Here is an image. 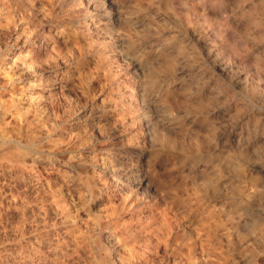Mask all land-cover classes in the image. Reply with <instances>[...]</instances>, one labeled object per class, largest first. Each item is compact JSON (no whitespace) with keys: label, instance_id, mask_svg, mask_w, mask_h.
Returning <instances> with one entry per match:
<instances>
[{"label":"rangeland","instance_id":"1","mask_svg":"<svg viewBox=\"0 0 264 264\" xmlns=\"http://www.w3.org/2000/svg\"><path fill=\"white\" fill-rule=\"evenodd\" d=\"M0 174V264H264V0H0Z\"/></svg>","mask_w":264,"mask_h":264},{"label":"bare ground","instance_id":"2","mask_svg":"<svg viewBox=\"0 0 264 264\" xmlns=\"http://www.w3.org/2000/svg\"><path fill=\"white\" fill-rule=\"evenodd\" d=\"M86 2V1H85ZM90 4H88V6H89ZM109 6V5H108ZM107 6V7H108ZM25 7V6H24ZM87 8V7H86ZM95 8V7H94ZM89 9V8H88ZM97 9V8H96ZM95 9V10H96ZM115 9V8H114ZM113 9V10H114ZM24 10V9H23ZM97 11V10H96ZM116 12V11H115ZM84 15V14H83ZM89 17V16H88ZM115 18V17H114ZM116 18H117V16H116ZM95 19V18H94ZM119 19V18H118ZM73 20V19H72ZM99 20V19H98ZM71 21V20H70ZM112 21V20H111ZM72 22V21H71ZM98 22V21H97ZM102 23V22H101ZM73 24V23H72ZM92 24V23H91ZM119 25V24H118ZM93 26V25H92ZM103 26V25H102ZM59 28V27H58ZM63 28V27H62ZM111 28V27H110ZM60 29V28H59ZM66 29V28H65ZM89 29H91V28H89ZM96 29V28H95ZM54 30H56V29H54ZM77 30V29H76ZM85 30V29H84ZM93 30V29H92ZM101 31V30H100ZM92 32V31H91ZM99 33V32H98ZM92 34V33H91ZM57 35V34H56ZM62 37V36H61ZM65 37V36H64ZM92 39V38H91ZM78 41V40H77ZM88 41V40H87ZM50 42V41H49ZM48 44V43H47ZM4 46V45H3ZM54 47V46H53ZM69 47V46H68ZM29 55V54H28ZM25 58V57H24ZM30 58V57H29ZM26 59V58H25ZM35 60V59H34ZM29 61V60H28ZM31 61V60H30ZM33 61V60H32ZM125 61V60H124ZM27 62V61H26ZM32 63H35L34 61L32 62ZM131 64V63H130ZM133 64V63H132ZM35 65V64H34ZM39 65V64H38ZM126 65V64H125ZM129 65V64H128ZM33 66V65H32ZM31 67V66H30ZM128 67V66H127ZM139 67V66H138ZM130 68V67H129ZM128 68V69H129ZM134 70V69H133ZM131 71V70H130ZM134 80H136V79H134ZM140 80V79H139ZM151 80V79H150ZM147 82V81H146ZM134 83V82H133ZM145 83V82H144ZM137 84H139V83H137ZM141 84V83H140ZM151 84H152V80H151ZM121 85H122V83H121ZM120 85V86H121ZM137 86V85H136ZM145 86V85H144ZM123 87V86H122ZM131 87V86H130ZM141 87V86H140ZM130 89H132V88H130ZM134 89L135 88H133V91H134ZM141 89V88H140ZM113 91H115V90H113ZM118 91V90H117ZM132 91V90H131ZM133 91H132V94H133ZM129 92V91H128ZM143 92V91H142ZM168 92V91H167ZM166 93V92H165ZM116 94V93H115ZM173 94V93H172ZM117 95V94H116ZM145 95V94H144ZM165 95V94H164ZM112 96H113V92H112ZM133 96L134 95H131L130 97H129V102H130V106H131V104H132V101L133 100H135V98L133 99ZM166 96H167V94H166ZM126 97V96H125ZM136 97V96H135ZM146 97V96H145ZM163 97V96H162ZM118 98V97H117ZM126 98H128V97H126ZM139 98V97H138ZM140 98H142V97H140ZM125 99V98H124ZM147 99V98H146ZM120 100V99H119ZM122 100V99H121ZM143 100H145V99H143ZM125 102V101H124ZM135 102V101H134ZM137 102V101H136ZM127 103V102H126ZM129 104V103H128ZM148 104V103H147ZM121 105V104H120ZM137 105V104H136ZM125 106V105H124ZM146 106V105H145ZM114 107V106H113ZM117 106H115V108H116ZM126 107V106H125ZM136 107V106H135ZM131 108V107H130ZM132 108H134V107H132ZM120 109H122V108H120ZM139 111V110H138ZM138 111H136L137 113H138ZM142 114V113H141ZM133 115H134V113H133ZM136 115V114H135ZM118 117V116H117ZM133 116H131L130 118H132ZM71 118V117H70ZM99 118V117H98ZM127 118V117H126ZM141 118V117H140ZM115 119V118H114ZM133 119H134V117H133ZM97 120V119H96ZM116 120V119H115ZM98 121V120H97ZM129 121V120H128ZM133 122H135V121H133ZM79 123V122H78ZM92 123V122H91ZM85 124V123H84ZM129 124V123H128ZM131 124V123H130ZM80 125H81V123H80ZM147 125V124H146ZM149 129V128H148ZM142 130V129H141ZM149 132V131H148ZM151 133V132H150ZM147 134L148 133H146V135L145 136H147ZM161 134V133H160ZM144 135V134H143ZM164 136V135H163ZM163 136H162V138H163ZM145 138V137H144ZM150 138V137H149ZM161 138V139H162ZM165 138V137H164ZM146 141V140H145ZM148 141H150V140H148ZM144 142V141H143ZM138 146V145H137ZM146 146V145H145ZM149 147V146H148ZM137 149V148H136ZM140 149V148H139ZM138 150V149H137ZM136 152V151H135ZM7 153V152H6ZM8 154V153H7ZM13 154V153H12ZM16 154H18L17 152H16ZM117 154V153H116ZM8 155H10V154H8ZM20 155V154H19ZM22 155V154H21ZM127 155V154H126ZM18 156V155H17ZM118 156V155H117ZM147 156V155H146ZM12 158V157H11ZM119 158V157H118ZM154 158V157H153ZM104 159V158H103ZM3 160H5V158H3ZM10 160V159H9ZM26 160V159H25ZM109 160V159H108ZM108 160H106V161H108ZM126 160V159H125ZM111 161V160H110ZM117 161V160H116ZM123 161V160H122ZM16 162V161H15ZM27 162V161H26ZM127 162V161H126ZM137 162V161H136ZM28 163V162H27ZM55 163V162H54ZM110 163V162H109ZM115 163V162H114ZM127 163H129V162H127ZM143 163V162H142ZM13 164H15V163H12V165ZM21 164V163H20ZM41 164V163H40ZM97 164V163H96ZM108 164V163H107ZM112 164V163H111ZM138 164V163H137ZM136 164V167L138 166ZM33 165V164H32ZM44 165V164H43ZM49 165V164H48ZM53 165V164H52ZM105 165V164H104ZM118 165H120V164H118ZM128 165V164H127ZM146 165V164H145ZM20 166V165H19ZM51 166V165H50ZM58 166V165H57ZM122 166V165H121ZM159 166V165H158ZM7 167H9V166H7ZM11 167V166H10ZM9 167V168H10ZM18 167V166H17ZM36 167V166H35ZM34 167V168H35ZM60 167V166H59ZM97 167V166H96ZM99 167V166H98ZM101 167V166H100ZM104 167V166H103ZM109 167V166H108ZM107 167V168H108ZM125 167V166H124ZM106 168V167H105ZM106 168V169H107ZM117 168V167H116ZM128 168V167H127ZM130 168H131V165H130ZM129 168V169H130ZM139 168V167H138ZM144 168V167H143ZM146 168V167H145ZM30 169V168H29ZM49 170V172H50V170L51 171H53V173H54V170H53V166L52 167H50V168H48ZM62 169V168H61ZM118 169V168H117ZM154 169V168H153ZM28 170V169H27ZM31 171H32V169H30ZM110 170H111V168H110ZM109 170V172L108 173H105V174H103V177L101 178V179H99L98 180V178H97V182H94V184L96 183V186H97V194L95 195L96 196V199L97 200H100V201H106V202H108L109 203V205L110 204H113V205H116V206H123L124 204H126V199L128 200V197H130L129 195H126L125 194V190H126V188L128 187V186H131V188H132V186L133 187H140L139 186V184L141 183V181H138L139 182V184H136V185H131L132 183H125L124 181H123V179H122V173H121V175L120 174H118V173H115L113 170L112 171H110ZM133 170V169H132ZM142 170V169H141ZM144 170V169H143ZM148 170V169H147ZM15 171V170H14ZM17 171V170H16ZM59 171V170H58ZM95 171V170H94ZM118 171V170H117ZM116 171V172H117ZM121 171V170H120ZM127 171V170H126ZM7 172V171H6ZM164 172V171H163ZM12 173H13V171H12ZM28 173V172H27ZM66 173V172H65ZM92 173V172H91ZM101 173V172H100ZM131 173V172H130ZM134 173V172H133ZM141 173V172H140ZM30 174V173H29ZM35 174V173H34ZM45 174V173H44ZM46 174H47V170H46ZM159 174V173H158ZM1 175V174H0ZM9 175V174H8ZM49 175V174H48ZM59 175V174H58ZM57 175V176H58ZM66 175H68V174H66ZM88 175V174H87ZM96 175V174H95ZM99 176H100V174H98ZM97 175V176H98ZM3 176H4V174H3ZM28 176V175H27ZM41 176V175H40ZM50 176V175H49ZM74 176V175H73ZM83 176V175H82ZM143 176V175H142ZM6 177V176H5ZM16 177V176H15ZM19 177V176H18ZM23 177V176H22ZM42 177V176H41ZM47 177V176H46ZM77 177V176H76ZM90 177V176H89ZM88 177V178H89ZM93 177V176H92ZM137 177H138V175H137ZM7 178V177H6ZM34 178H36V177H34ZM49 179L51 178V177H48ZM53 178V177H52ZM62 178V177H61ZM68 179L70 178V176L69 177H67ZM75 178V177H74ZM80 178V177H79ZM125 178V177H124ZM19 179V178H18ZM21 179V178H20ZM72 179V178H71ZM90 179V178H89ZM140 179V178H139ZM4 180H5V178H4ZM30 180V179H29ZM37 181H38V179H36ZM52 179H50V181H51ZM158 180V179H157ZM40 181V180H39ZM96 181V180H95ZM21 182H23V180L21 181ZM33 182V181H32ZM56 182H57V180H56ZM59 182V181H58ZM63 182V181H62ZM61 182V183H62ZM78 182V181H77ZM92 182V181H91ZM127 182V181H126ZM153 182H155V181H153ZM175 182V181H174ZM180 182V181H179ZM34 183V182H33ZM43 183H44V181H43ZM52 183H54V182H52ZM136 183V182H135ZM159 183V182H158ZM162 183H164V182H162ZM177 183V182H176ZM182 183V182H181ZM180 183V184H181ZM29 184V183H28ZM70 184V183H69ZM146 184V183H145ZM174 184V183H173ZM172 184V185H173ZM5 185V184H4ZM16 185H18V184H16ZM24 185V184H23ZM34 185V184H33ZM32 185V186H33ZM57 185H58V183H57ZM89 185V184H88ZM92 185V184H91ZM184 185V184H183ZM48 186V185H47ZM52 186V185H51ZM59 186H63V185H60L59 184ZM78 186V185H77ZM80 186V185H79ZM83 186V185H82ZM90 186V185H89ZM94 186V185H93ZM145 186V185H144ZM186 186V185H185ZM6 187V186H5ZM23 187V186H22ZM29 187H30V185H29ZM37 187V186H36ZM39 187H40V185H39ZM54 187V186H53ZM84 187V186H83ZM160 187V186H159ZM180 187V186H179ZM181 187H182V184H181ZM187 187V186H186ZM16 188V187H15ZM34 188V187H33ZM46 188V187H45ZM56 189H57V187H55ZM169 188V187H168ZM11 189V188H10ZM35 189V188H34ZM41 189H42V187H41ZM63 189V188H62ZM80 189V191H81V189L82 188H79ZM167 189V188H166ZM29 190V189H28ZM144 190V189H143ZM8 191H10V190H8ZM14 191V190H13ZM16 191V190H15ZM18 191V190H17ZM50 191V190H49ZM54 191V190H53ZM52 191V192H53ZM90 191H91V189H90ZM126 191H129V190H126ZM142 191V190H141ZM151 191V190H150ZM5 192V191H4ZM27 192H29V191H27ZM33 192V191H32ZM36 192V191H35ZM46 192V191H45ZM71 192V191H70ZM146 192V191H145ZM6 193V192H5ZM9 193H11V192H9ZM17 193V192H16ZM24 194H25V192H23ZM40 193H42V192H40ZM54 193V192H53ZM129 193V192H128ZM43 194V193H42ZM45 194V193H44ZM79 194H80V192H79ZM82 194V193H81ZM144 195H145V193H143ZM156 194V193H155ZM17 195V194H16ZM22 195V194H21ZM30 195V194H29ZM68 195V194H67ZM74 195H76V194H74ZM77 195H78V193H77ZM80 196V195H79ZM79 196H78V198H79ZM149 196V195H148ZM16 197V196H15ZM44 197V196H43ZM50 197V196H49ZM81 197V200H85V202L86 201H88V200H91V198H93L92 196H91V192H89L88 191V193L87 194H83V195H81L80 196ZM18 198V197H17ZM20 198V197H19ZM67 198H68V196H67ZM141 198V197H140ZM51 200H52V198H51ZM50 200V201H51ZM72 200H73V198H72ZM43 201V200H42ZM45 201V200H44ZM46 201H48V200H46ZM59 201V200H58ZM74 201H76V200H74ZM80 201V200H79ZM148 201V200H147ZM156 200H154V202H155ZM72 202V201H71ZM88 202H90V201H88ZM129 202V201H128ZM144 202V201H143ZM152 202V201H151ZM43 204H44V202H42ZM51 203V202H50ZM60 203V202H59ZM74 203V202H73ZM80 203V202H79ZM132 203H133V201H132ZM145 203V202H144ZM147 203V202H146ZM148 203H149V201H148ZM16 204V203H15ZM68 204H70L69 202H68ZM72 204V203H71ZM71 204H70V207H71ZM81 204H83V203H81ZM90 204V203H89ZM128 204V203H127ZM130 204H131V201H130ZM163 204H165V203H163ZM162 204V205H163ZM50 205V204H49ZM61 205H63V203L61 204ZM60 205V206H61ZM73 205V204H72ZM76 205V204H75ZM132 205V204H131ZM131 205H130V207H131ZM190 205V204H189ZM20 206V205H19ZM18 206V207H19ZM77 206V205H76ZM83 206V205H82ZM81 206V207H82ZM98 206V205H97ZM145 206V205H144ZM188 206V205H187ZM191 206V205H190ZM48 206H46V208H47ZM63 207V206H62ZM66 207V206H65ZM68 207V206H67ZM67 207H66V209H67ZM88 207V206H87ZM137 207V206H136ZM149 207V206H148ZM200 207V206H199ZM198 207V208H199ZM15 208H17V206L15 207ZM20 208H22V207H20ZM40 208H41V206H40ZM55 208H56V206H55ZM74 208V207H73ZM80 208V207H79ZM78 208V209H79ZM111 208H113V207H111ZM139 208V207H138ZM151 208H153V207H151ZM163 208V207H162ZM201 208V207H200ZM205 208V207H204ZM203 208V209H204ZM63 209H64V207H63ZM63 209H62V211H63ZM134 209V208H133ZM145 209V208H144ZM149 209H150V207H149ZM161 209V208H160ZM56 210V209H55ZM65 210V209H64ZM76 210V209H75ZM88 210V209H87ZM103 211H105L106 212V209L104 210V209H102ZM157 210V209H156ZM192 210V209H191ZM209 210V209H208ZM43 211V210H42ZM45 211V210H44ZM43 211V212H44ZM57 211V210H56ZM60 211V210H59ZM73 211V210H72ZM79 211V210H78ZM103 211L101 212V213H103ZM107 211H108V209H107ZM150 211H152L151 209H150ZM160 211V210H159ZM38 212V211H37ZM51 212V211H50ZM65 212V211H64ZM137 212V211H136ZM162 212V211H161ZM186 212H188V210L186 211ZM190 212V211H189ZM202 212H204V210H202ZM207 212V211H206ZM57 212H55V214H56ZM59 214H60V212H58ZM57 213V214H58ZM74 213V212H73ZM79 213H80V211H79ZM84 213V212H83ZM97 213V212H96ZM107 214L108 213H110V212H106ZM113 213V212H112ZM131 213V212H130ZM209 213V212H208ZM213 213H214V211H213ZM44 214V213H43ZM72 214V213H71ZM93 214H95V213H93ZM99 214V213H98ZM158 214V213H157ZM195 214V213H194ZM197 214V213H196ZM199 214V213H198ZM64 214H62V216H63ZM73 215V214H72ZM75 215V214H74ZM83 215V214H82ZM91 215V214H90ZM97 215V214H96ZM106 215V214H105ZM114 215V214H113ZM120 215V214H119ZM128 215V214H127ZM129 215H131V214H129ZM138 215V214H137ZM136 215V216H137ZM150 215V214H149ZM192 215H193V213H192ZM207 215H209V214H207ZM218 215V214H217ZM43 216V215H42ZM57 216V215H56ZM98 216V215H97ZM215 216V215H214ZM59 217V216H58ZM66 217V216H65ZM79 217H80V214H79ZM85 217V216H84ZM92 217V216H91ZM99 217V216H98ZM97 217V218H98ZM101 217V216H100ZM113 217H115V216H113ZM143 217V216H142ZM147 217V216H146ZM168 217V216H167ZM193 217V216H192ZM201 217V216H200ZM210 217V216H209ZM216 217H218V216H216ZM43 218V217H42ZM67 218V217H66ZM75 218V217H74ZM73 218V219H74ZM86 218V217H85ZM138 218V217H137ZM140 218V217H139ZM202 218V217H201ZM211 218V217H210ZM219 218V217H218ZM68 219V218H67ZM72 219V220H73ZM78 219V218H77ZM88 219V218H87ZM116 219V218H115ZM117 219H118V217H117ZM116 219V220H117ZM122 219V218H121ZM144 219V218H143ZM150 219V218H149ZM199 219V218H198ZM46 220V219H45ZM63 220V219H62ZM95 220V219H94ZM111 220V219H110ZM158 220V219H157ZM159 220H160V218H159ZM163 220H164V218H163ZM166 220V219H165ZM170 219H168V221H169ZM212 220H213V218H212ZM219 220V219H218ZM228 220V219H227ZM39 221V220H38ZM89 221V220H88ZM115 221V220H114ZM139 220H137V222H138ZM152 221V220H151ZM172 221V220H171ZM202 221V220H201ZM214 221V220H213ZM66 222H67V220H66ZM69 222V221H68ZM74 222V221H73ZM84 222H85V220H84ZM87 222V221H86ZM96 222V221H95ZM110 222V221H109ZM127 222V221H126ZM125 222V223H126ZM130 222V221H129ZM136 222V223H137ZM148 222V221H147ZM149 222H150V220H149ZM162 222V221H161ZM198 222H200V221H198ZM210 222H212V221H210ZM214 222H216V221H214ZM42 223V222H41ZM55 223V222H54ZM57 223V222H56ZM63 223V222H62ZM61 222H60V224H62ZM72 222L70 221V224H71ZM119 223H121V222H119ZM131 223V222H130ZM130 223H129V226H130ZM133 223V222H132ZM131 223V224H132ZM135 223V222H134ZM135 223V224H136ZM140 223V222H139ZM172 223V222H171ZM69 224V225H70ZM80 224H81V222H80ZM106 224H107V222H106ZM109 224V223H108ZM134 224V225H135ZM156 224V223H155ZM159 225L161 224V223H158ZM157 224V225H158ZM167 224V223H166ZM69 225H67V226H69ZM90 225V224H89ZM99 225V224H98ZM133 225V226H134ZM145 225V224H144ZM212 225H214V223L212 224ZM212 225H211V227H212ZM67 226H65V227H67ZM83 226V225H82ZM91 226V225H90ZM115 226V225H114ZM132 226V227H133ZM146 226V225H145ZM144 226V227H145ZM151 226V225H150ZM163 226V225H162ZM166 226V225H165ZM201 226V225H200ZM219 226V225H218ZM232 226H234V225H232ZM73 227V226H72ZM87 227H88V225H87ZM120 227V226H119ZM118 227V228H119ZM122 227H125V226H122ZM127 227V226H126ZM125 227V228H126ZM211 227H210V229H211ZM215 227V226H214ZM219 227H221V226H219ZM236 227V226H235ZM37 228H39V227H37ZM49 228V227H48ZM63 228V227H62ZM82 228V227H81ZM86 228V227H85ZM129 228V227H128ZM131 228V227H130ZM149 228V227H148ZM147 228V229H148ZM153 228H155L154 226H153ZM157 228V227H156ZM155 228V229H156ZM174 228V227H173ZM176 228V227H175ZM202 228V227H201ZM43 229V228H42ZM50 229V228H49ZM65 229H67V228H65ZM74 229V228H73ZM76 229V228H75ZM74 229V230H75ZM88 229V228H87ZM93 229V228H92ZM100 229V228H99ZM98 229V230H99ZM113 229V228H112ZM115 229H117V228H115ZM145 229V228H144ZM164 229V228H163ZM162 229V230H163ZM82 231L84 230L83 228L81 229ZM121 230V229H120ZM123 230V229H122ZM129 230V229H128ZM132 230V229H131ZM130 230V231H131ZM137 230H140L139 228L137 229ZM136 230V231H137ZM148 230H150V228L148 229ZM158 230V229H157ZM157 230H156V232H157ZM212 230H213V228H212ZM216 230V229H215ZM34 231V230H33ZM40 231V230H39ZM58 231V230H57ZM78 231V230H77ZM76 231V232H77ZM80 231V230H79ZM87 231V230H86ZM124 231V230H123ZM145 231V230H144ZM144 231H142V232H144ZM147 231V230H146ZM146 231H145V233H146ZM221 231V230H220ZM229 231V230H228ZM38 232V231H37ZM76 232H74V235H75V233ZM101 232V231H100ZM111 232V231H110ZM117 232V231H116ZM218 232V231H217ZM230 232V231H229ZM255 232V231H254ZM62 233V232H61ZM67 233V232H66ZM72 233V232H71ZM78 233V232H77ZM76 233V234H77ZM84 236L86 235L85 234V230H84ZM130 233V232H129ZM132 233V232H131ZM134 233V232H133ZM163 233V232H162ZM208 233H210V232H208ZM264 233V232H263ZM118 234V233H117ZM120 234V233H119ZM125 234V233H124ZM149 234H150V231H149ZM225 234V233H224ZM244 234V233H243ZM245 234H247V233H245ZM255 234V233H254ZM257 234H259V233H257ZM40 235V234H39ZM64 235H65V233H64ZM69 235V234H68ZM90 235V234H89ZM116 235V234H115ZM122 235H123V233H122ZM226 235H228V234H226ZM262 235V234H261ZM66 236V235H65ZM87 236V235H86ZM118 236V235H117ZM145 236V238H146V235H144ZM154 236V235H153ZM212 236V235H211ZM213 236H214V234H213ZM216 236V235H215ZM219 236V235H218ZM222 236H224V235H222ZM229 236V235H228ZM234 236V235H233ZM239 236V235H238ZM243 236V235H242ZM253 236L254 237H256L255 235H252V238H253ZM260 236V235H259ZM70 237V236H69ZM92 237V236H91ZM101 237V236H100ZM139 237V236H138ZM141 237H143V236H141ZM158 237V236H157ZM165 237V236H164ZM210 237V236H209ZM240 237V236H239ZM81 238V237H80ZM79 238V239H80ZM86 238V237H85ZM93 238V237H92ZM98 238V237H97ZM130 238V237H129ZM133 238V237H132ZM140 238V237H139ZM150 238V237H149ZM207 238V237H206ZM205 238V239H206ZM217 238V237H216ZM222 238V237H221ZM224 238V237H223ZM222 238V239H223ZM232 238H234V237H232ZM241 238V237H240ZM243 238V237H242ZM246 238V237H245ZM260 238V237H259ZM61 239V238H60ZM87 239V238H86ZM85 239V240H86ZM108 239H109V237H108ZM107 239V240H108ZM120 239H122V238H120ZM120 239H118V240H120ZM161 239V238H160ZM211 239V238H210ZM257 239V238H256ZM77 240V239H76ZM89 240H90V238H89ZM102 240V239H101ZM132 240V239H131ZM141 240V239H140ZM149 240V239H148ZM155 240V239H154ZM165 240V239H164ZM216 240V239H215ZM218 240V239H217ZM220 240V239H219ZM230 240V239H229ZM245 240V239H244ZM263 240V239H262ZM80 241V240H79ZM116 241V240H115ZM114 241V242H115ZM156 241V240H155ZM206 241V240H205ZM209 241V240H208ZM231 241V240H230ZM235 241H236V239H235ZM239 241V240H238ZM242 241V239L240 240V242ZM257 241V240H256ZM41 242V241H40ZM63 242V241H62ZM82 242V241H81ZM91 242V241H90ZM90 242H88V243H90ZM111 242H112V240H111ZM202 242V241H201ZM216 242V241H215ZM232 242V241H231ZM74 243V242H73ZM83 243H84V241H83ZM83 243H79V244H83ZM103 243V242H102ZM118 243V242H117ZM158 243H160V242H158ZM162 243H163V241H162ZM210 243V242H209ZM237 244H238V242H236ZM68 244H69V242H68ZM92 244H93V242H92ZM95 244V243H94ZM104 244V243H103ZM106 244V243H105ZM113 244V243H112ZM121 244V243H120ZM218 244V243H217ZM233 244V243H232ZM232 244H231V246H232ZM241 244V243H240ZM243 244V243H242ZM37 245V244H36ZM59 245V244H58ZM61 245V244H60ZM76 245V244H75ZM86 245V244H85ZM91 245V244H90ZM133 245V244H132ZM154 245V244H153ZM153 245H151V246H153ZM190 245V244H189ZM216 245V244H215ZM236 245V244H235ZM234 245V246H235ZM51 246H53V245H51ZM56 246V245H55ZM83 246H84V244H83ZM89 246V245H88ZM95 246V245H94ZM146 246V245H145ZM156 246V245H155ZM161 246V245H160ZM50 247V246H49ZM68 247V246H67ZM103 247H104V245H103ZM108 247H110V246H108ZM158 247L159 246H157V249H158ZM213 247V246H212ZM253 247V246H252ZM31 248V247H30ZM51 248V247H50ZM58 248V247H57ZM62 248V247H61ZM69 248V247H68ZM76 248V247H75ZM92 248V247H91ZM125 248V247H124ZM35 249V248H34ZM38 249V248H37ZM36 249V250H37ZM80 249V248H79ZM113 249V248H112ZM111 249V250H112ZM115 249V248H114ZM126 249V248H125ZM130 249V248H129ZM134 249V248H133ZM136 249V248H135ZM139 249V248H138ZM148 249V248H147ZM151 249V248H150ZM201 249V248H200ZM50 250V249H49ZM65 250H66V248H65ZM110 249L108 250V251H111ZM130 250H132V249H130ZM144 250V249H143ZM206 250V249H205ZM33 251V250H32ZM35 251V250H34ZM41 251V250H40ZM58 251V250H57ZM73 251V250H72ZM122 251V250H121ZM142 251V250H141ZM214 251H215V249H214ZM9 252V251H8ZM18 252V251H17ZM21 252V251H20ZM28 252H30L31 253V251H28ZM38 252H39V249H38ZM37 252V253H38ZM91 252V251H90ZM97 252H98V250H97ZM130 252V251H129ZM231 252V251H230ZM14 253H16V252H14ZM26 253V252H25ZM55 253V252H54ZM57 253V252H56ZM116 253H117V251H116ZM124 253V252H123ZM125 253H127V252H125ZM124 253V254H125ZM132 253V252H131ZM216 252H214L213 254H215ZM227 253H229V252H227ZM23 254H24V252H23ZM70 254V253H69ZM92 254V253H91ZM96 254H98V253H96ZM128 254V253H127ZM133 254H134V251H133ZM205 254V253H204ZM209 254V253H208ZM26 255V254H25ZM28 255V254H27ZM53 255H55V254H53ZM110 255V254H109ZM121 255H123V254H121ZM129 255V254H128ZM207 255V254H206ZM10 256H12L11 254H10ZM21 256V255H20ZM68 256V255H67ZM143 256H144V253H143ZM28 257V256H27ZM49 257H51V256H49ZM55 257H57V256H55ZM110 257V256H109ZM124 257H126V256H124ZM211 257V256H210ZM17 258V257H16ZM23 258V257H22ZM29 258V257H28ZM65 258H66V256H65ZM132 258V257H131ZM141 258V257H140ZM220 258V257H219ZM20 259V258H19ZM48 259V258H47ZM46 259V260H47ZM60 259V258H59ZM62 259H63V256H62ZM123 259V258H122ZM127 259L129 260L130 258H128L127 257ZM133 260H134V258H132ZM216 259V258H215ZM9 260V259H8ZM7 260V261H8ZM34 260V259H33ZM49 260V259H48ZM64 260V259H63ZM67 260V259H66ZM98 260H99V258H98ZM113 260V259H112ZM124 260V259H123ZM144 260V259H143ZM209 260V259H208ZM217 260V259H216ZM223 260V259H222ZM15 261H17V263H18V260H15ZM25 261H26V259H25ZM32 261V260H31ZM38 261V260H37ZM36 261V262H37ZM110 261V260H109ZM134 261H136V260H134ZM133 261V262H134ZM209 261H212V260H209ZM30 262V261H29ZM58 262V261H57ZM114 262V261H113ZM128 262V261H127ZM137 262H139V261H137ZM27 263V262H26ZM25 263V264H26ZM31 263H33V261L31 262ZM120 263V262H119ZM125 263V262H124ZM123 263V264H124ZM130 263V262H129ZM136 263V262H135ZM134 263V264H135ZM204 263V262H203ZM215 263V262H214ZM24 264V263H23ZM54 264V263H53ZM110 264V263H109ZM114 264V263H113ZM121 264V263H120ZM207 264V263H206ZM217 264V263H216Z\"/></svg>","mask_w":264,"mask_h":264}]
</instances>
